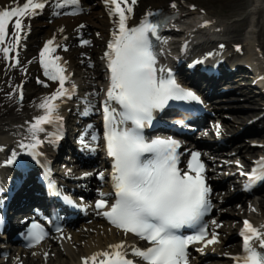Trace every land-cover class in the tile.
<instances>
[{"label":"snow or ice","instance_id":"1","mask_svg":"<svg viewBox=\"0 0 264 264\" xmlns=\"http://www.w3.org/2000/svg\"><path fill=\"white\" fill-rule=\"evenodd\" d=\"M105 3L110 14L118 17L117 31L105 53L110 83L103 103V139L107 153L113 159L111 179L116 199L109 206L103 199L105 193L101 192L102 198L97 200L95 206L97 209H108L102 214L115 228L148 242L150 246L146 249L132 248L131 254L143 264H187V249L191 243L205 242L206 247L218 242L215 232L211 239L206 240L207 229L202 224L203 217L210 209V188L205 183L204 164L199 159L200 154L193 153L188 171L182 173L178 167L179 142L171 138L149 142L143 132L152 125L154 113L162 111L169 101L199 102V97L182 88L170 70L157 67V54L150 37L160 39L158 31L164 26L163 22L153 23L146 17L139 26L130 28L127 21L133 9L122 6L128 5L129 0H105ZM130 3L135 5L136 0H130ZM68 5L79 8L81 0L57 2L58 8ZM45 6L44 0H26L22 6L0 8V53L5 60L20 45L21 33L26 28L23 18L37 15V10H43ZM171 7L175 8V3ZM10 24L13 29L11 33ZM10 36L12 39L7 40ZM82 43L87 45L90 42L85 40ZM55 51V41L49 39L39 53V63L48 80L58 82V88L39 104L44 114L35 118L27 129L30 142L20 144L33 157L39 155L37 149L41 140L38 134L46 132L45 125L58 126L50 143L61 139L59 126L62 117L58 115L60 105L57 101L70 98L75 92V85L71 89L65 87L70 77L65 74L66 68L60 62L61 58L53 55ZM16 63L19 64V61ZM20 98H23L22 92ZM111 102L119 108L113 107ZM91 107V102H88L84 114ZM98 139L97 135L89 134L91 144ZM90 143L81 139V144L94 152L95 148ZM15 155L13 153L7 163H12ZM260 163L264 168V161ZM99 178L104 179L102 173ZM257 178L253 174L249 180ZM259 178L264 179V175ZM49 188L53 194L59 195L51 181ZM68 203L71 201L68 200ZM186 226L196 229V234L186 237L179 235V230ZM46 235L40 225L33 223L28 239L35 245ZM241 236L244 255L234 258L237 264H264V255L253 247V241H257L259 248L264 249V233L244 221ZM124 247L123 243L111 245V251L84 258L82 264H134L133 260L127 258ZM100 257L103 259H98Z\"/></svg>","mask_w":264,"mask_h":264},{"label":"bare ground","instance_id":"2","mask_svg":"<svg viewBox=\"0 0 264 264\" xmlns=\"http://www.w3.org/2000/svg\"><path fill=\"white\" fill-rule=\"evenodd\" d=\"M164 1L165 0H148V2L151 4L163 3ZM190 1H196L202 7L208 8L209 15L217 19L216 15L211 9L212 3L216 0H190ZM1 2H3V0H0V3ZM250 6H251V21L254 22L257 15L261 17V15L264 14V0H255V2H251ZM100 13H101L100 7L95 6V7H92L90 12L87 15H84L82 19L88 20L90 23H92L94 27L101 29L102 26L106 23V19L105 17H99ZM218 21H219V18H218ZM258 23L255 26H258ZM216 25H219V24H216ZM263 29H264L263 26H261L259 30L257 31L260 36L262 35ZM255 34H256V30L254 31L252 38L247 42L248 47H245L247 51L245 62L252 66L253 71L256 76V75H261L264 72V42H262L261 40H258ZM217 35H220V33H218ZM261 84L262 82L259 83V85ZM249 99L253 102H257L258 97H256L255 100L251 97ZM249 106H253V105H249ZM2 110L3 108L0 107V114L2 113ZM243 117H245V115L239 114L238 117L234 116L235 118L234 120L235 122H239V121L243 122L244 120ZM7 127H8L7 122H4L0 125V142L1 143H3L5 139L3 135L5 134V130L7 129ZM261 205L264 206V201L261 202ZM233 214L237 215L238 213L234 212ZM225 225L226 226L224 230L228 229L227 224ZM88 227H93V228L98 229L97 231L98 233H94L89 230L83 231L84 232L83 235L77 233L75 235L76 240L74 244L78 245V251L71 247V254L68 257L62 256V255L57 256L56 261H54L53 263L59 262V264H77V256L80 253H88L94 249H98L103 244L106 245L112 240L120 236V233L118 231L106 225H102V227H99V228L96 225L88 226ZM230 229L231 227H229V230ZM82 241H84V244L82 243ZM214 248H215V253H222L226 248L230 249L231 246L226 245V243L220 244L219 242H217ZM215 263L216 262H211L210 264H215ZM31 264H40V263L39 262L37 263L35 260H33Z\"/></svg>","mask_w":264,"mask_h":264}]
</instances>
